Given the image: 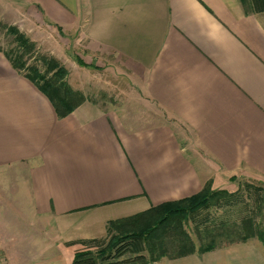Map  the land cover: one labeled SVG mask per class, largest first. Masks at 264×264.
Returning <instances> with one entry per match:
<instances>
[{
    "label": "crops",
    "instance_id": "crops-1",
    "mask_svg": "<svg viewBox=\"0 0 264 264\" xmlns=\"http://www.w3.org/2000/svg\"><path fill=\"white\" fill-rule=\"evenodd\" d=\"M4 19L44 46L54 37L88 97L59 119L0 52L4 264H73L113 221L210 182L264 184V13L241 0H0ZM101 73L128 86L116 106L89 98L117 91ZM150 264H264V243Z\"/></svg>",
    "mask_w": 264,
    "mask_h": 264
},
{
    "label": "trees",
    "instance_id": "trees-1",
    "mask_svg": "<svg viewBox=\"0 0 264 264\" xmlns=\"http://www.w3.org/2000/svg\"><path fill=\"white\" fill-rule=\"evenodd\" d=\"M251 14L264 13V0H241ZM8 32L15 37L17 52L5 53L15 70L28 78L51 101L59 119L73 114L88 97L75 90L68 81V69L57 59L42 56V68L28 64L27 58L37 52V46L18 28L10 27ZM27 57V58H26ZM80 65L86 66L79 61ZM232 193L214 191L212 183L206 184L197 195L162 205L108 225V237L85 241V251L78 253L73 264H150L161 259H179L195 253L204 254L219 247L244 243L248 239H264V232L256 230L254 218L241 222L246 228L230 229L227 222L210 229L204 225L205 238L198 247L192 236L184 230V224L200 218V212L212 207L223 208L233 202ZM205 224V223H204ZM96 248V252L92 251ZM159 252L156 255L155 252ZM150 259H148V256Z\"/></svg>",
    "mask_w": 264,
    "mask_h": 264
},
{
    "label": "rangeland",
    "instance_id": "rangeland-1",
    "mask_svg": "<svg viewBox=\"0 0 264 264\" xmlns=\"http://www.w3.org/2000/svg\"><path fill=\"white\" fill-rule=\"evenodd\" d=\"M10 27L18 28V26L11 25L10 22H5V19L0 20V52H3L4 55L8 52L18 51V45L16 44L15 37L8 32V29ZM52 38L55 39L54 37ZM30 40L34 42L32 39ZM52 40L50 42L47 41L45 43V46L39 42H34L37 46V52L29 56L28 58L26 57L28 60V64H35L38 65V67L42 68V63L40 61L42 56H46L47 58H55V56L52 54V48L54 47V42ZM102 73L100 74V81L105 82V80L108 79L114 80L115 84L118 83L116 85L117 91L108 92L106 90H103L96 93V95H94L93 97L89 98L95 101L111 104L113 103L114 106H116L119 104L121 99L120 93L118 91L128 88V86L124 84V80L120 79L119 76L114 78L110 75L103 76ZM120 82L122 84H120ZM131 97L134 98V96ZM232 189V192L228 191L229 193L233 194V197L230 198L233 199V202L230 205L224 204L223 208L218 209L216 207H212L209 210L201 211L200 218H197V220H195L194 222L189 221L184 224V230L192 236L198 247L201 244L200 239L205 238L204 230H202V227L204 225H207L210 229H212L218 227L219 223L227 222L229 223L227 225L231 227L230 229H240L243 233H245L246 228H244V224H242L241 221L243 219L249 220L254 218L257 224L256 230L264 232V184L252 180L239 179L238 181H235L233 183ZM254 239H257L260 242L264 243V239L262 240L259 237H252L248 240ZM92 251L97 253L96 248H92ZM155 254L159 255V252L157 251L155 252ZM148 259H150V256H148Z\"/></svg>",
    "mask_w": 264,
    "mask_h": 264
},
{
    "label": "built area",
    "instance_id": "built-area-1",
    "mask_svg": "<svg viewBox=\"0 0 264 264\" xmlns=\"http://www.w3.org/2000/svg\"><path fill=\"white\" fill-rule=\"evenodd\" d=\"M0 264H4V258L1 252H0Z\"/></svg>",
    "mask_w": 264,
    "mask_h": 264
}]
</instances>
